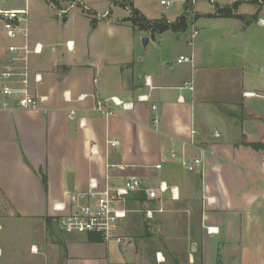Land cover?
<instances>
[{
    "label": "crops",
    "instance_id": "crops-1",
    "mask_svg": "<svg viewBox=\"0 0 264 264\" xmlns=\"http://www.w3.org/2000/svg\"><path fill=\"white\" fill-rule=\"evenodd\" d=\"M131 1L151 21L173 23L192 11L191 31L200 36L207 26L212 35L196 37L195 48L189 34L193 64L178 63L180 55L175 69L144 68L136 63L138 30L124 21L131 11L121 5L100 14L85 3L97 20L86 35L57 41L29 28L32 43L43 45L31 57L32 76H42L31 91L45 101L33 111H0V264H264V3H243L236 11L243 19H236L208 17L235 0H196L192 7L191 0ZM117 10L121 15L113 17ZM58 12L63 25L72 21L61 5ZM139 33L147 44H162L167 32ZM7 42L0 22V67ZM112 97L135 106L122 111L109 103L118 110L109 117L96 111L97 100ZM112 140L119 146H110ZM196 158L202 163L195 172L181 164ZM132 175L151 188L166 182L178 198L163 195L165 212L158 213L161 205L145 194L130 197L123 224L129 245L65 235L49 222L59 215L57 205L68 210L72 196L89 194L91 181L100 192ZM132 216L147 242L130 235Z\"/></svg>",
    "mask_w": 264,
    "mask_h": 264
},
{
    "label": "built area",
    "instance_id": "built-area-1",
    "mask_svg": "<svg viewBox=\"0 0 264 264\" xmlns=\"http://www.w3.org/2000/svg\"><path fill=\"white\" fill-rule=\"evenodd\" d=\"M195 4L196 0H191ZM162 5L167 9H171L170 2L162 1ZM28 11L22 10H2L0 11V22L2 29L10 44L4 52V60L0 69V111H7L14 107L33 111L39 108V105L45 101L44 97H38L31 91V82H42L41 74L31 73V57L33 55H41L43 53L42 44H33L30 39L28 28ZM264 23V22H263ZM198 30H192V45L198 36ZM68 50H73V42H67ZM194 62V55L183 56L178 60V63ZM97 83V80H95ZM149 84V81H146ZM187 87L193 90V86L188 84ZM66 98H69L66 96ZM85 99L84 96L80 97ZM139 102L148 101V97L140 96ZM120 108L122 111H130L134 108L133 102H125L119 98L112 97L106 100H97L96 111L109 117L118 113V110H113L107 104ZM156 110V107H152ZM75 112L71 113V119H74ZM154 124H158L157 118L153 120ZM81 125L84 126V123ZM194 133V132H193ZM108 144L112 147L119 146L116 140L109 141ZM95 154V150H91ZM175 158V154H172ZM201 159L196 158L193 161L183 159L181 164L188 172H195L197 167L201 165ZM116 166H109V169H114ZM159 164L155 166L156 170H161ZM120 170H125L126 167L120 166ZM91 192L87 195H75L70 199V207L66 210L63 205H57L54 210L59 213L56 217L57 226L60 230L69 235H98L106 244H116L119 246H127L131 243V239L124 234L123 224L127 219L129 210L126 207L128 199L132 196L145 194L151 201L158 202L161 207L157 210L158 213H164L163 195L169 191L174 199L178 198L177 188H170L166 182H160L158 188H151L144 184L142 179L136 175L128 176L120 184H107L106 187L98 192V184L95 180L90 183ZM154 211L148 210L146 215L148 218H153ZM160 260V258H158Z\"/></svg>",
    "mask_w": 264,
    "mask_h": 264
},
{
    "label": "rangeland",
    "instance_id": "rangeland-1",
    "mask_svg": "<svg viewBox=\"0 0 264 264\" xmlns=\"http://www.w3.org/2000/svg\"><path fill=\"white\" fill-rule=\"evenodd\" d=\"M58 5H55L53 0H0V9H7V8H25L28 11V28H31L32 31L37 32L40 36L49 37L50 39L60 41L65 39L66 37H73L78 34L84 33H91L94 32L95 24H93V20L97 23V20L93 17V13L90 10H87L85 7V3H90L91 5H96V11L100 14L104 11H109L111 5H117L116 2H120V0H57ZM112 1V3H111ZM158 4L160 0H157ZM122 2V1H121ZM190 6H194L192 1H190ZM204 3L210 5L208 0H204ZM264 3V0H260L259 4ZM61 5V9L63 10L64 14L69 12V15L72 17V21L69 24L63 25V21L61 17H57L59 14L58 9ZM175 6V5H173ZM174 8V7H173ZM173 12V10H172ZM117 15H121V11L117 10L113 13V17ZM131 16V15H130ZM192 16V11L188 12L186 15L187 23L190 20L189 17ZM90 18V19H88ZM195 18V17H193ZM191 23V22H190ZM194 22L191 25H188L186 33H182L181 35H177L173 32H167L164 37L162 38V44H159L160 39L157 42H151L144 46L143 37L139 34L140 31H137V38H136V49L135 55L136 63L140 67L147 68L151 66L153 68H157L160 65H164L167 68L175 69L178 65L177 60L180 55L188 56L190 47L187 45V42L190 41L191 35V28L194 26ZM207 25L206 22L203 23V26ZM191 26V28H190ZM207 26L203 27L201 30V35L199 39L210 37L212 35L211 29L206 28ZM103 31V28L100 27V31ZM200 33V32H199ZM79 36V35H78ZM197 36V39H198ZM7 38V37H6ZM147 38L144 35V39ZM197 39L194 40V46L196 48ZM198 39V40H199ZM8 40V39H7ZM10 42V40H8ZM7 42L5 46L9 45L10 43ZM2 49L4 48L3 45ZM253 48V46H252ZM0 47V50H2ZM218 49H222V46H218ZM3 52V50H2ZM143 60V64H140V60ZM141 215L142 218L144 214ZM134 216V215H133ZM131 217V222H133L134 217ZM145 217V216H144ZM148 220L151 218L146 217ZM153 219V218H152ZM144 220V219H142ZM144 222V221H143ZM157 221H153L152 223L156 224ZM144 226L140 224L137 226L136 224H131L130 228V235L133 233H137V237L142 236L143 239H146L144 234ZM64 233V232H63ZM65 235H69L64 233ZM159 236H163L164 238H168V235L162 234V232L157 233ZM83 236V235H78ZM163 238V239H164ZM152 239V238H151ZM162 240V238H161ZM154 242H159L157 239L154 238ZM147 242V239L146 241ZM27 242H24L23 245L26 246ZM167 245V241H163ZM23 246V247H25ZM161 245L156 244L153 247L157 248ZM24 250V248H23ZM179 258H181L179 256ZM138 264H151L147 262H140ZM155 264H158L157 259H155ZM163 264H173L172 261L163 263ZM181 264H185L181 262Z\"/></svg>",
    "mask_w": 264,
    "mask_h": 264
},
{
    "label": "trees",
    "instance_id": "trees-1",
    "mask_svg": "<svg viewBox=\"0 0 264 264\" xmlns=\"http://www.w3.org/2000/svg\"><path fill=\"white\" fill-rule=\"evenodd\" d=\"M55 5H58L57 0H53ZM243 3H251V4H259L258 0H235L234 3L230 6H225L223 8H218L217 12L214 15H210L208 17H217V18H236L243 19V16H239L236 14L237 9ZM117 5H121L122 7L129 8L131 11V16L126 18L124 21L130 22L134 29L142 33H150L152 37L156 35H161L166 32L173 33H181L186 32L188 28L187 19L185 16L179 17L175 22H168L166 19L151 21L148 20L142 13L133 7V3L131 0H122V2H116ZM93 24H96L95 20H93ZM254 146V145H253ZM259 148V146H258ZM43 182L46 184V178L43 176ZM56 219H51L49 222H55L57 225ZM87 238L91 242H103L102 238L98 235H87ZM175 264H180L179 262H175Z\"/></svg>",
    "mask_w": 264,
    "mask_h": 264
},
{
    "label": "water",
    "instance_id": "water-1",
    "mask_svg": "<svg viewBox=\"0 0 264 264\" xmlns=\"http://www.w3.org/2000/svg\"><path fill=\"white\" fill-rule=\"evenodd\" d=\"M64 20H66V19H64ZM143 42H144V45H147V43L149 42V39L145 38ZM193 251H195V247H193Z\"/></svg>",
    "mask_w": 264,
    "mask_h": 264
}]
</instances>
